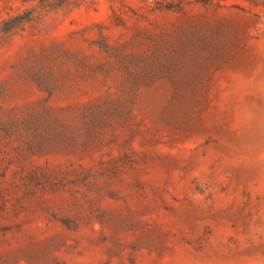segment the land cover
<instances>
[{
	"label": "rangeland",
	"instance_id": "1",
	"mask_svg": "<svg viewBox=\"0 0 264 264\" xmlns=\"http://www.w3.org/2000/svg\"><path fill=\"white\" fill-rule=\"evenodd\" d=\"M0 264H264V0H0Z\"/></svg>",
	"mask_w": 264,
	"mask_h": 264
},
{
	"label": "trees",
	"instance_id": "2",
	"mask_svg": "<svg viewBox=\"0 0 264 264\" xmlns=\"http://www.w3.org/2000/svg\"><path fill=\"white\" fill-rule=\"evenodd\" d=\"M24 1H36L39 6H47L53 8H60L75 4L78 0H24ZM37 17L35 7L28 8L21 13L12 15L0 22V39L16 30L17 28L24 27L28 22L33 21Z\"/></svg>",
	"mask_w": 264,
	"mask_h": 264
}]
</instances>
